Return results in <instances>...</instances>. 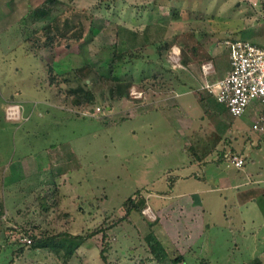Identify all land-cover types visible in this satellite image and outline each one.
I'll return each instance as SVG.
<instances>
[{
  "label": "rangeland",
  "instance_id": "rangeland-1",
  "mask_svg": "<svg viewBox=\"0 0 264 264\" xmlns=\"http://www.w3.org/2000/svg\"><path fill=\"white\" fill-rule=\"evenodd\" d=\"M42 1L22 0V9L13 11ZM60 1L64 15L32 44L24 34L29 25L20 23L32 17L11 21L14 4L0 0V264L46 262L47 253L32 252L23 236L94 230L99 233L77 250L73 264H143L136 260L150 255V231L168 251L164 262L151 264H173L178 255L183 261L177 264H248L256 258L264 264V136L252 129L259 106L252 103L241 117L206 113L194 91L210 92L190 68L173 66L172 50L165 64L174 72L171 90L139 96L146 70L162 67L155 64V48L126 66L119 57L164 35L155 27L139 41L137 11L168 6L186 11L168 24V42L191 28L211 33L216 68L207 79L215 82L230 67L228 40L264 47V0L256 7L243 0ZM43 35L66 37L50 50ZM61 73L70 82L52 83L51 75ZM177 75L192 90L175 87ZM115 79L123 91L134 82L128 96L120 97ZM78 85L95 95L90 103L71 102L69 89ZM229 151L244 156L245 165H232L224 155ZM128 198L143 203L142 210L121 219ZM47 202L49 211L43 209ZM106 243L107 263L100 253ZM20 247L26 252L19 256Z\"/></svg>",
  "mask_w": 264,
  "mask_h": 264
},
{
  "label": "trees",
  "instance_id": "trees-1",
  "mask_svg": "<svg viewBox=\"0 0 264 264\" xmlns=\"http://www.w3.org/2000/svg\"><path fill=\"white\" fill-rule=\"evenodd\" d=\"M63 4L64 3L60 0H43L37 6L30 7L28 10L29 12L27 13L26 16H24V18L32 17V19H30V23L28 22L29 24H27V20L24 18H23L24 21L23 20L22 22L20 21L21 24H26V25L31 26V28H29V26L25 27L26 29L23 28V30L25 29L24 34L27 36L25 40L30 41V43L32 44H35L34 39H33L34 36L36 38V35L42 33V31H44L46 28L51 27L52 24L56 20L62 18V16L64 15V11H58V10H61L59 5L62 6ZM39 22L42 25L36 26L35 24ZM210 36H211V33L209 32V30L201 29L200 31H197L191 28L180 34L175 35L176 42L174 43L168 42L167 39L165 38L157 39L152 42L147 41L133 49L123 50L122 52L119 53V57L121 56V58H123V61L125 62L124 65L126 66L128 62H133V60L135 59L141 60L145 58L146 56H143L144 53H142L144 50H147L150 47L155 48L157 59H158V62H156L155 64H158V66L160 64V66L162 67L160 68L152 67L153 68L152 70L147 69L146 70L147 73L144 74L145 75L144 78L141 79L142 84L137 83V87L138 89H141V91L145 93H150V92L155 93V91L160 90L161 92L160 95H167L168 91L171 90V89H166V88H169L168 84L171 79L170 73L172 70L171 69L169 70L168 67L165 66V64H167L168 62L167 58L171 50H173V46L177 44L180 47L181 64L183 66V70H181V72H184V70L189 68V66L192 63H198L201 65L207 61L214 60V57L209 52V45L211 43ZM65 37H66L65 35L60 36V37L51 36V35L50 36L43 35L41 38H44V39L47 38L48 42L45 47L47 49L54 50L56 48L55 43L57 42V39L65 38ZM152 62L150 60V63ZM145 63L147 62L145 61ZM85 67L88 68L89 64H85L83 68ZM49 71L51 74L53 72V68L50 67ZM74 71L76 72L74 76L76 78L80 77L79 70L75 69ZM90 73L91 75L95 74V76H97L96 73L93 71H91ZM62 74H65V73H61L57 75L59 77L61 75L60 78L55 76V74H52L51 75L52 83L53 82L56 83L60 81L67 82V83L70 82L71 77L70 76L64 77L62 76ZM179 77L180 75H177V79H178L177 81L179 83L178 85L179 87L178 86H175V87L179 89H184V90L190 89V87L186 84V81H182L181 79H179ZM116 81L118 83L116 86L118 90L117 93L120 95V97L128 96L130 94V90L134 87V82L127 83L124 86L125 89L123 91L121 90L122 82H120V80H116ZM85 83L87 84L86 81ZM155 88H158V90H155ZM85 89L81 85L72 87L69 89V93L67 94V96L71 97V102L75 105H82L84 103L88 104L93 100L95 95L90 90H87V89L85 90ZM194 92L196 93L197 96H199L198 99L201 102L202 106L204 107L206 113L210 112L211 115L213 114V112H216L219 115L230 113L227 105L225 103L220 102L213 93L210 92V94L205 95L202 92H197V91H194ZM111 93L114 94L113 89L111 90ZM207 100L209 102H207ZM57 190L58 189H55L56 192ZM142 204L143 203L141 202L140 203L134 202L132 198H128L127 201L125 202V208H127V213L121 219H125V217H129L130 213L134 210L140 212L142 210L141 208ZM50 207H52V205H50L49 202L43 205V209L46 211H49ZM3 209L4 208L0 207V215L3 214ZM118 221L120 220L118 219ZM118 221H114L112 226L115 227L118 224ZM101 230L103 231V240L106 242L107 234H108L107 230L106 229H101ZM97 233H99V230H94L93 232L87 233L85 235L72 234V233L65 232V231L56 233V234H50L49 236L46 234H42L40 236L33 234V235L27 236L31 239L30 243L24 242L23 240L22 241L25 243V245H27V247L30 246L31 251L32 252L35 251L34 253L36 254H41L44 252L47 253L45 254L46 256L44 258L46 259V262L39 261V263H35V264H52L50 261H48L49 254L54 256L53 260L55 261V263L53 264H73L72 259L76 255L77 250L84 244V242L87 239L95 236ZM24 237L25 236H23L22 239ZM145 241L147 242L150 255L148 258L139 259L140 261L136 260L137 263L141 262L145 264L144 262H146V263L151 264L155 261L157 263H162L167 259L168 251L165 248L163 242L154 233V231H150L145 236ZM109 246L110 245L106 243V246L103 247L100 252L101 257L105 263H107L110 259V256L108 254V252L110 251ZM24 252H26V249L23 247L22 248L20 247L19 256L22 255ZM181 261H183V257L181 255H178L175 259H173V264H177L178 262H181ZM10 264H12V262ZM248 264H263V262L262 260H260V258H256L250 261Z\"/></svg>",
  "mask_w": 264,
  "mask_h": 264
},
{
  "label": "built area",
  "instance_id": "built-area-1",
  "mask_svg": "<svg viewBox=\"0 0 264 264\" xmlns=\"http://www.w3.org/2000/svg\"><path fill=\"white\" fill-rule=\"evenodd\" d=\"M256 7L260 0H244ZM231 70L216 83L203 81L202 88L213 93L217 99L225 103L230 113L241 117L247 113L250 105L256 103L259 107L253 110L254 119L252 129L264 136V47L247 41H227ZM170 59L173 66H181L180 49L173 48ZM183 67V66H182ZM210 72V64L203 65L204 75ZM141 96L142 91L136 92ZM225 158L232 165L241 168L245 165V158L238 153L229 152ZM24 242L30 243L31 239L25 236Z\"/></svg>",
  "mask_w": 264,
  "mask_h": 264
},
{
  "label": "crops",
  "instance_id": "crops-1",
  "mask_svg": "<svg viewBox=\"0 0 264 264\" xmlns=\"http://www.w3.org/2000/svg\"><path fill=\"white\" fill-rule=\"evenodd\" d=\"M9 1H11L13 4H14V8L12 7V10L11 11H9L8 13H9V16H12V18H11V21L14 19L13 17H15V19H14V22L15 21H20V20H18V18H21L22 16H26L27 15V13L29 12L28 10H29V8L30 7H33V5H28L27 6V4H26V8H27V10L26 11H13V10H18V9H22L21 7H20V2L22 1V0H9ZM26 3H30V2H32V1H34V0H24ZM157 0H155L154 2H156ZM244 1V0H243ZM245 2V1H244ZM247 3V2H246ZM249 4V3H248ZM238 5H239V7L242 5L241 4V2H239L238 3ZM250 5V4H249ZM161 6V5H160ZM154 7H155V5H154ZM159 7V6H158ZM154 10H155V8H153ZM169 10H171V9H169V7L168 6H166L165 7V11H137V16H141V21H138L136 24H134V32H135V34H137V36H138V40L140 41L141 40V36H142V32L144 31H151L153 28H157L156 30H158V31H160V35H163L160 39H162V38H165L166 39V37H167V35H168V33H167V31H166V28H167V26H168V24H170V23H174V18H179L180 17V15H185L186 14V11H169ZM143 12V13H142ZM147 14V17L145 16ZM199 16L200 15H202V14H198ZM198 15H196V16H198ZM163 22H166L165 23V25H164V27H162V25H163ZM197 31H200L201 29H196ZM174 34H176L177 35V33H174ZM168 39V38H167ZM152 41H154V40H149V42H152ZM229 41V40H228ZM141 45V44H140ZM139 45V46H140ZM179 48L180 49V47L177 45V44H175L174 46H173V48ZM215 46L214 45H212V47H211V49H209V52H210V54L215 58V51H213V49L215 50V48H214ZM228 59H229V64H230V67H229V70H227V72L224 74V76L223 77H220L217 81H215V82H210L208 79H207V76L209 75V74H211V73H213V72H215V68H216V65L214 64V63H212L211 61V63H207V64H210V72H209V74L208 75H204V73H203V65L204 64H206V63H203V64H198V63H192L190 66H189V68L191 69V70H189L191 73H193V74H195L198 78H200V81L202 82V85H203V81L204 80H207L208 82H210V83H216V82H218L219 80H221V79H223L224 77H225V75H227L228 74V72L231 70V60H230V56H229V53H228ZM213 62H215L214 60H213ZM188 70V69H187ZM186 123V122H185ZM186 125V124H185ZM232 151V150H231ZM231 151H229V152H231ZM229 152H224V155L226 156V154L227 153H229ZM199 153V151L197 152V154ZM199 155V154H198ZM242 156V155H241ZM199 157V156H198ZM244 157V156H243ZM190 202H193L194 203V200L192 201V199H191V201ZM189 205V203L187 204V206ZM182 206V205H181Z\"/></svg>",
  "mask_w": 264,
  "mask_h": 264
}]
</instances>
